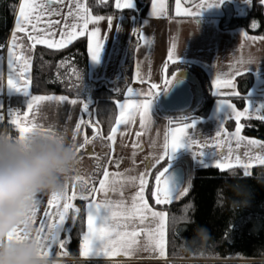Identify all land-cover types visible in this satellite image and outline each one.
Instances as JSON below:
<instances>
[{"label":"crops","instance_id":"crops-1","mask_svg":"<svg viewBox=\"0 0 264 264\" xmlns=\"http://www.w3.org/2000/svg\"><path fill=\"white\" fill-rule=\"evenodd\" d=\"M114 1L116 3V0ZM83 3L87 6L86 0H83ZM211 3H214V0H198L189 5L181 2L180 14H177V12H175L177 9L176 1L173 12L174 14L171 16L168 15L167 0H165V12L161 14V16H158V18H151V16H149L150 18H144L141 21L142 25L139 27H137L136 19L133 20L132 16L111 17V26L109 25L108 17H103V19L96 23H89L87 28L82 33L78 34V36L72 40L71 43H68L67 46L81 37H86L88 53L86 80L93 84L97 81L101 83H113L118 80L121 77V74H123V71L126 68V63L130 57L132 75L128 88H132L133 93L129 94L127 89L125 99L118 102L116 106V119L120 116L119 105L125 103H143L146 100L152 99V96L148 95L149 92L160 93L165 88L169 80V78L164 75L165 67L168 64H174L169 60V50L173 49V45H175V57L180 58V62L176 63L195 65L208 76L211 83V93L213 96L217 97L214 102L220 100L229 101L225 98L236 96L230 95L232 92L238 93L235 79L244 74H251L253 76V83L248 91V96L251 98L250 100L264 103V40L260 39L264 36L251 35L244 29L240 28L220 30L218 28V19L221 16V6L205 9L199 17L185 14L186 12H191L193 9L199 11V6L201 4L206 6ZM225 3L231 4L234 11L239 15L244 14L251 5L246 3L245 0H225ZM18 7L19 1L7 37L4 53L0 56V71L3 73L2 80H0V104H3L4 108L6 103L10 101V98H24L22 114L18 118L20 126H26L31 129L32 124L35 123L38 125V129L26 132L24 137L21 138L18 128L13 124L18 132V140L16 143L9 142V144H15L20 148H26L30 143V134L39 133L49 140L70 146L74 154V159L68 177L66 179L62 178L61 180V184L64 182L68 183V194L70 195V185L75 179V173H77V171L80 173L86 171L87 174L89 171L87 167H91L92 165L91 159H88L87 163H83L85 150L81 149L80 152L76 154L73 145L74 135L76 136V144L83 143L84 138L87 137L86 119L84 117V105L86 104V100L81 97V92H78L76 95L65 93H32L31 69L34 48L37 46H46L37 44L34 48H31L27 41H25V48L22 54L20 53V49L16 50L17 54L26 56L29 59L27 70L25 71L21 68L17 73L20 85H26L25 91L27 92V95H25L23 91L19 94H10L8 92L7 48L11 42V35ZM64 11L66 12L67 8H65ZM45 19L47 18L45 17ZM53 19L61 20V17L55 16ZM94 30L97 34L95 37H91L90 40V34ZM252 38H255V40ZM56 39H59V36H57ZM98 42L103 46V50L100 53L99 62L97 63L91 60V55L94 50H97ZM21 64H23V61H21ZM237 71L242 74L236 75ZM138 75L143 78V83L138 79ZM217 77H220V79L217 80ZM152 85H156V87L153 88ZM213 93L219 94L214 95ZM33 96H62L66 97L67 100H43L38 104H33L32 109H28V103ZM72 100H77L78 102L72 104ZM26 112L28 113L27 117L24 115ZM222 115V120L220 119V114L214 116L213 114L211 115V113L206 118L195 119L197 123L194 132L192 129H187L186 131L189 134H194L196 139L200 141L201 146L207 142V147H204L203 149L205 152L210 154L214 153L216 159H223L226 163H231L232 167H241V165L236 164V156L239 155L241 157V164L246 163L248 162L249 157L245 156L244 153L247 152L249 156L254 157L257 154L253 150L257 149L258 145H248L247 140L253 139L245 137L242 134L241 128L240 136L245 139L240 144V147L237 148L236 140L231 136L236 130V125L233 129L229 130L225 126L226 122H229L227 121L229 119L225 114ZM116 119L112 127V129H118L114 136V141L110 142L107 140L105 144L99 146L108 150V160L105 167L109 172L119 171L134 177H139L141 173H144L147 170L149 175L145 178L146 186L143 192L145 200L152 211L166 213L161 209L154 208L149 203L146 195V188L149 184L152 171L158 164H156L155 167H152V165L155 164L156 158L164 154L165 134L170 133V130L183 127L184 124L171 126L165 116L161 114L158 109L156 105V97L153 100L152 113L149 115L145 128L142 129L140 127L138 114L134 120L127 125H117ZM81 120L84 121V126L79 132H77L76 124ZM112 129L110 134H112ZM221 130L223 133L227 134L224 138L216 135L217 132ZM49 131L54 135L49 134ZM168 142L170 145L171 135L168 136ZM134 144L138 146L134 148ZM213 145H215V149H213ZM229 145H231V151H229ZM221 152H223V156L220 155ZM110 157L119 162V168H117L115 164L109 163ZM206 159L208 160L210 167H215V159L212 158V155ZM164 160L167 159L165 158ZM177 162H186L190 168V174L194 169L205 167L193 161L191 152L180 156ZM253 164H255V162H253ZM104 169L97 182V188L99 187L100 179L104 178ZM138 190V179L135 186L128 185L124 187L122 199L128 206H131L132 197ZM51 192L52 191L43 192V203L37 215L36 226H38V220L43 213L44 207L47 206V199L50 197ZM93 198L97 202H101L104 199L103 194L93 193L87 205ZM109 198L112 200L121 199L119 194L116 193H110ZM87 205L85 207L84 233L87 231ZM147 215L151 222L146 226L145 231L151 229L156 233L157 238H159V219L151 218L150 212ZM14 229H12L9 234L12 233ZM22 231L25 232V238L22 241H16L15 239L9 240V234L7 239L20 245L32 241L36 246L38 264H48L55 259L57 245H53L50 249H45L46 251H51L53 255L48 256L47 254H41V245L36 237L35 231L33 230V226L30 225L29 227H25ZM61 236L62 233L60 234V238ZM166 237L167 214L162 242L163 255H161L160 248H154L153 245L147 241V238L142 237L140 238L139 245L134 246L131 250L117 249L119 252L118 255L113 254L112 252L105 255L104 250L100 249L96 255L82 256L80 247L77 260L110 262L114 264H167L170 262V259H168L166 253Z\"/></svg>","mask_w":264,"mask_h":264},{"label":"trees","instance_id":"trees-1","mask_svg":"<svg viewBox=\"0 0 264 264\" xmlns=\"http://www.w3.org/2000/svg\"><path fill=\"white\" fill-rule=\"evenodd\" d=\"M19 0H0V56L4 53L6 41L10 32L15 10ZM177 0H167L168 15H173ZM193 1L182 0L189 5ZM114 0H86L89 13L92 16L135 17L137 27L147 16L152 0H135L136 10L117 9ZM255 22L258 27H252ZM220 30L244 29L251 35L264 36V10L258 0L247 11L239 15L232 5H221V16L218 19ZM133 47V46H132ZM131 47V49H132ZM130 57L121 77L113 83L93 84L89 98V113L84 110L86 119V135L97 149L96 158L92 168L88 171L87 185L82 186L79 181H72L70 195L76 192V199L70 203L81 211L72 227L70 237L68 233H62L61 239L67 241L66 247L61 249L56 246V258L68 261L56 264H114L110 262L79 261V251L85 230V207L90 201L81 199L80 196L87 194L86 188L97 185L101 173L108 160V150L99 147L107 142L110 131L116 119V106L125 99V93L131 82ZM88 67L87 40L81 37L69 46L54 50L43 46L34 48L31 69V91L35 94H70L76 95L81 92L85 100L86 95L82 92L83 79L86 78ZM70 70L78 72L81 82L73 83L70 87ZM180 71L191 73L199 82L203 100L202 103L191 113L180 116H165L171 126L190 123L192 119L206 118L212 109L217 97L211 93V83L208 76L197 66L188 63L168 64L164 75L172 77ZM253 83L251 74H244L235 79L238 95L225 99L243 108L245 101L250 100L248 91ZM24 98H10L11 105H23ZM87 103V100H86ZM88 105V103H87ZM95 126V128H94ZM229 130L235 123L226 122ZM99 129V135H96ZM242 134L245 137L264 141V121L261 119H246L242 122ZM18 132L10 123L5 130L0 127V141L16 143ZM89 144L91 153L93 148ZM88 152V154H89ZM84 154L86 152L84 151ZM168 160L158 164L152 171L146 195L149 203L161 209L167 214V237L166 253L170 260L206 258L216 259V262H169L167 264H264V165L251 167V175L245 176L244 169L232 167L224 171L216 167H204L192 170L188 192L171 203L157 204L152 196L156 187L155 176L167 166ZM75 183V189L72 184ZM71 215V212H70ZM71 223V221L69 222ZM66 252L67 255H62ZM240 257L250 260L249 263L222 262L231 257ZM52 264V263H48Z\"/></svg>","mask_w":264,"mask_h":264},{"label":"snow or ice","instance_id":"snow-or-ice-1","mask_svg":"<svg viewBox=\"0 0 264 264\" xmlns=\"http://www.w3.org/2000/svg\"><path fill=\"white\" fill-rule=\"evenodd\" d=\"M106 0H101V3ZM246 3L252 4L253 0H245ZM261 7H264V0H258ZM181 0H177V14H180ZM225 3V0H214V3L199 6V11L193 9L191 12H186L188 15L200 16L202 11L208 8L220 7ZM115 7L117 9H132L136 10L135 0H116ZM67 8L65 12L64 9ZM166 5L164 0H152V12L154 15L163 14L165 12ZM60 16L61 20H54L53 17ZM45 17L47 19H45ZM103 19L101 16H91L89 9L83 3V0H19L18 11L16 12L15 24L11 35V42L8 45V77H7V89L10 94H19L22 91L25 95L26 85L21 86L19 83V77L17 73L21 68L27 70L29 59L26 56L21 55L25 48V41L34 48L35 45L41 44L49 48L59 49L67 46L71 43L78 34L82 33L89 23H96ZM109 25L111 26V17H108ZM134 20L135 17H132ZM252 27H258L255 22H252ZM23 34V35H20ZM97 32L94 30L90 34L91 37H95ZM59 36V39L56 37ZM255 40V38H252ZM264 40V37L260 38ZM175 45L173 49L169 50V60L173 63L180 62V58L175 57L174 54ZM17 49H20L21 54H17ZM30 50V49H29ZM103 50V46L98 42L97 50H94L91 55L93 62H99L100 53ZM23 61V64H21ZM242 73L237 71L236 75ZM3 73L0 71V80H2ZM177 77L178 74H174ZM141 83L144 82L142 77H139ZM176 79V81H177ZM220 77H217L219 80ZM153 88L156 85H152ZM128 93L132 94L133 89L128 88ZM167 91V90H166ZM164 91V92H166ZM160 93L149 92L148 95L152 96V99L146 100L143 103H125L119 105L120 116L117 117V125H127L134 120L136 115H139L140 127L143 129L146 127L149 115L152 113V103L156 96ZM218 95L219 93H213ZM230 95H238L236 92L230 93ZM251 95V94H249ZM43 100H57L66 101V97L55 96H33L28 103V109H32L33 104H38ZM77 100H72V104H76ZM3 109V104H0V110ZM88 105H84V110L87 111ZM231 109V112H229ZM217 111L220 113V119H223L222 114H227L229 118L235 117L237 124L236 130L231 134L236 140V147L239 148L240 144L244 141V137L240 136L241 124L239 123L241 117L245 116L246 112H254L256 118L264 120V105L259 107L248 105L244 112L237 111L226 100L217 102ZM9 115L13 116L14 113L9 109ZM25 117L28 116L26 112ZM3 117L0 116V120ZM11 123L16 125L19 130L21 138L24 137L26 132L33 129H38V125L32 124L31 129L29 127H21L18 118L11 120ZM171 124L172 121L170 120ZM196 120L192 119L191 123H185L183 127L170 130V133L165 134L164 154L156 158V164L161 163L165 158L168 160L167 166L159 171L155 176L156 187L152 191V196L155 198L157 204L171 203L173 200L179 199L188 192L187 187L182 188L183 173L178 167H174L179 157L191 152L193 161L207 167L210 166L206 158L212 155L215 159V167L221 171L226 168H231V163H226L223 159H216L214 153L210 154L203 149L207 147V142L201 146L200 141L196 139L194 134H189L186 130L192 129L193 132L196 129ZM84 126V121L81 120L76 124V130H79ZM118 129L113 128L112 134L108 136L110 142L114 141V136ZM49 134L54 135L51 131ZM96 135H99V129H96ZM171 135V143L169 145L168 136ZM218 137L224 138L226 133L218 131L216 134ZM76 136H73L74 151L77 153L81 149L88 152V145L91 141L85 137L83 143L76 144ZM248 145H258L264 149V144H260L256 140H247ZM138 145H133L137 147ZM111 147V144H110ZM215 149V145L212 146ZM195 149V150H194ZM229 151H231V145H229ZM198 153V154H197ZM90 155H94L90 153ZM223 156V152L220 153ZM245 156L249 157L248 162L241 164V157L236 156V164L241 165L245 171L244 175H251L250 169L253 162H258L260 165H264V156L257 154L254 157L249 156L247 152ZM110 164H115L119 168V162L110 157ZM149 175L146 170L141 173L139 177L129 176L127 173L119 171L109 172L105 167L103 172V179L99 181V187H87V194L80 196L81 199L88 200L92 193L103 194L104 199L101 202H97L94 198L87 205V231L83 234V243L81 245V255H96L98 250L103 249L104 254L108 255L109 252L113 254H119L117 249L131 250L134 246L139 245L140 238L145 237L147 241L153 245L154 248H160L161 255H163V235L165 228L166 213L152 211L145 197L143 195L146 180ZM137 179L139 180V190L132 197L131 206H128L122 199L123 189L125 186H135ZM75 181H79L82 186L87 185V181L83 180L80 176V172L77 171ZM76 184H72V188L75 189ZM69 185L67 182L61 184L59 190L52 191L50 197L47 199V206L44 207L43 213L38 220L37 215L43 203V192H38L31 197V208L25 215L23 222L18 225L12 233L9 234V240L15 239L16 241H22L25 238V227L33 226V230L36 233V237L41 245V254L53 255L50 249L53 245H59L61 249L66 247L67 241L60 238L61 233L71 234L72 227L75 224L80 209L74 207L69 201L76 199V192L73 191L71 195L68 194ZM110 193L119 194L120 200H112L109 198ZM71 212V215H70ZM151 213V218L159 219V238L155 232L151 229L145 231L146 226L151 222L148 213ZM71 221V223H69ZM62 255H67L66 252H62Z\"/></svg>","mask_w":264,"mask_h":264},{"label":"clouds","instance_id":"clouds-1","mask_svg":"<svg viewBox=\"0 0 264 264\" xmlns=\"http://www.w3.org/2000/svg\"><path fill=\"white\" fill-rule=\"evenodd\" d=\"M73 159L70 146L39 133L30 134L26 148L0 141V264H38L32 241L20 245L7 237L23 222L34 194L59 190Z\"/></svg>","mask_w":264,"mask_h":264},{"label":"water","instance_id":"water-1","mask_svg":"<svg viewBox=\"0 0 264 264\" xmlns=\"http://www.w3.org/2000/svg\"><path fill=\"white\" fill-rule=\"evenodd\" d=\"M176 74L178 79L174 75L170 77L165 88L156 96V105L165 116H182L191 113L202 103L203 94L198 80L187 71ZM174 167H178L183 173L182 188L188 187L190 178L188 164L176 162Z\"/></svg>","mask_w":264,"mask_h":264},{"label":"rangeland","instance_id":"rangeland-1","mask_svg":"<svg viewBox=\"0 0 264 264\" xmlns=\"http://www.w3.org/2000/svg\"><path fill=\"white\" fill-rule=\"evenodd\" d=\"M185 1H193V0H185ZM121 2H123V0H121ZM182 2V0H181ZM115 3V2H114ZM164 3H165V0H164ZM175 12H177V9L175 10ZM149 16H151V18H158V16H161V14H157V15H154L153 12H152V4H151V8L149 10V14H147V16L145 18H150ZM118 17H123V16H118ZM140 25H142L140 23ZM139 25V26H140ZM138 26V27H139ZM88 54V53H87ZM68 81H70V87L73 86V83L75 82H78L80 83L81 82V77H80V74L78 72H75L74 70H70V76L68 77ZM82 92L85 93L86 95V100H87V103H88V113L90 112L89 111V105L91 104V99L89 98V95H90V91L93 87V83H91L90 81L83 79V83H82ZM74 88V86H73ZM203 100V99H202ZM221 101V100H220ZM217 102L219 101H216L214 102V105L211 109V115L213 114L214 116H218L220 113L217 111ZM228 103H230L237 111H241V112H244L247 105H248V102H250L251 105H255L257 107L261 106V105H264V103H259L258 101H254V100H246L245 101V104H244V107L243 108H239L237 107L234 103L230 102V101H227ZM86 103V104H87ZM229 112H231V109H229ZM229 120L227 121H232L235 123V125L237 124V121L235 119V117L233 116L232 118H229V116L227 114H225ZM19 118V117H18ZM246 119H258L256 118V114L254 112H246L245 113V116L244 117H241L239 123L241 124L242 126V122L243 120H246ZM95 128V126H94ZM242 128V127H241ZM248 138V137H247ZM252 139V138H250ZM253 140H256V139H253ZM258 141L260 144H264V141H259V140H256ZM91 148H93L92 152L94 155H90L88 156V152L90 150H88V152H86V154L84 155L83 157V163H87V160L88 159H91V161L96 158V152H97V149L95 148L94 145H97V144H93L91 143ZM256 154H260L262 156H264V149L260 148L259 146L257 147V149H254L253 150ZM88 156V157H87ZM86 165V164H85ZM252 165H255V166H260V164L258 162H255V164H252ZM86 167V166H85ZM254 167V166H252ZM91 167H87L88 170H90ZM241 168H243L241 166ZM244 169V168H243ZM245 170V169H244ZM77 173H75V176H76ZM84 174V175H83ZM86 171L84 173H80V176L83 180H89L88 178V173L86 174ZM75 181V179H74ZM189 181H190V178H189ZM189 186V185H188ZM188 188V187H187ZM64 261H68L66 259H62V258H59V254H58V258L55 257V259L51 262L52 264H56L58 262H64ZM216 261H219V260H216V259H206V258H191V259H177V260H170V262H183V263H192V262H216ZM222 262H234V263H249V262H253V261H250V260H244V259H241L240 257H237V256H234V257H231V258H228L226 260H221Z\"/></svg>","mask_w":264,"mask_h":264},{"label":"built area","instance_id":"built-area-1","mask_svg":"<svg viewBox=\"0 0 264 264\" xmlns=\"http://www.w3.org/2000/svg\"><path fill=\"white\" fill-rule=\"evenodd\" d=\"M9 109H11L12 112L14 113L13 116L9 115ZM21 114H22V106L21 105H11L10 101H8L5 107L2 110H0V116L3 117V119L0 120V127H2L3 130H5V128L11 123V120L14 118L20 117Z\"/></svg>","mask_w":264,"mask_h":264}]
</instances>
